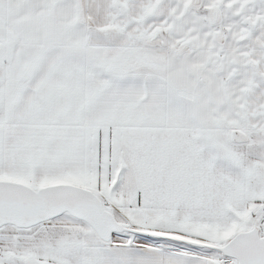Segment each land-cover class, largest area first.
<instances>
[{
  "label": "snow or ice",
  "instance_id": "obj_1",
  "mask_svg": "<svg viewBox=\"0 0 264 264\" xmlns=\"http://www.w3.org/2000/svg\"><path fill=\"white\" fill-rule=\"evenodd\" d=\"M0 264H264V0H0Z\"/></svg>",
  "mask_w": 264,
  "mask_h": 264
}]
</instances>
